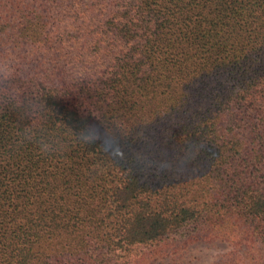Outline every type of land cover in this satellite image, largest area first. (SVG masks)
I'll return each instance as SVG.
<instances>
[{
    "label": "trees",
    "instance_id": "obj_1",
    "mask_svg": "<svg viewBox=\"0 0 264 264\" xmlns=\"http://www.w3.org/2000/svg\"><path fill=\"white\" fill-rule=\"evenodd\" d=\"M220 236L264 264V0H0V264Z\"/></svg>",
    "mask_w": 264,
    "mask_h": 264
},
{
    "label": "rangeland",
    "instance_id": "obj_2",
    "mask_svg": "<svg viewBox=\"0 0 264 264\" xmlns=\"http://www.w3.org/2000/svg\"><path fill=\"white\" fill-rule=\"evenodd\" d=\"M232 259V261H230ZM245 246L232 239L217 237L200 239L179 247L177 250L157 253L147 264H247Z\"/></svg>",
    "mask_w": 264,
    "mask_h": 264
}]
</instances>
